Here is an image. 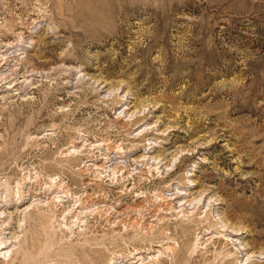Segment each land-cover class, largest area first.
<instances>
[{
    "label": "rangeland",
    "instance_id": "obj_1",
    "mask_svg": "<svg viewBox=\"0 0 264 264\" xmlns=\"http://www.w3.org/2000/svg\"><path fill=\"white\" fill-rule=\"evenodd\" d=\"M0 264H264V0H0Z\"/></svg>",
    "mask_w": 264,
    "mask_h": 264
}]
</instances>
